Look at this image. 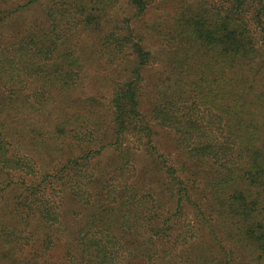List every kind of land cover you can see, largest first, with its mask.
<instances>
[{
	"label": "trees",
	"instance_id": "trees-1",
	"mask_svg": "<svg viewBox=\"0 0 264 264\" xmlns=\"http://www.w3.org/2000/svg\"><path fill=\"white\" fill-rule=\"evenodd\" d=\"M160 1L0 0V264H264V0Z\"/></svg>",
	"mask_w": 264,
	"mask_h": 264
},
{
	"label": "rangeland",
	"instance_id": "rangeland-1",
	"mask_svg": "<svg viewBox=\"0 0 264 264\" xmlns=\"http://www.w3.org/2000/svg\"><path fill=\"white\" fill-rule=\"evenodd\" d=\"M161 6L153 8V10L151 11V13L147 16L146 19V23H152L155 20H157L160 15L163 14L165 19H170L172 17V15H174V13L176 12V8L175 5L174 7L172 6L173 3L171 2V0H161ZM119 12H123L122 9H120ZM148 42L152 47H158L159 43L157 41V39H155V36H153L152 34L149 35L148 38ZM152 125L154 127V130L156 132L155 134V140H156V144L158 145L161 153L171 156H177L178 155V146L176 145V138H175V134L168 128L162 126L161 124H159L157 121L152 120ZM145 164L144 160H141L139 162L138 165L142 166Z\"/></svg>",
	"mask_w": 264,
	"mask_h": 264
}]
</instances>
